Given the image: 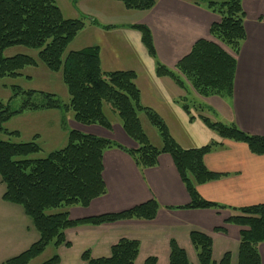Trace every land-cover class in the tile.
Masks as SVG:
<instances>
[{"label": "trees", "instance_id": "trees-1", "mask_svg": "<svg viewBox=\"0 0 264 264\" xmlns=\"http://www.w3.org/2000/svg\"><path fill=\"white\" fill-rule=\"evenodd\" d=\"M128 10L147 11L155 0H116ZM75 4L77 0H74ZM220 17V22L211 26L210 33L218 42L199 40L189 55L176 65L174 70L162 64L157 57L153 36L144 25H133L142 35V42L149 55L155 60L156 74L169 77L185 91L189 84L203 97L219 96L230 99L234 92L237 56L246 39L245 12L243 0H195ZM95 24L96 21H94ZM84 18L66 19L56 0H0V79L16 78L27 67H37L39 62L28 55L5 57L7 49L22 46L38 51V60L52 72H62L63 81L70 94V102L62 103L55 94L22 91L14 87L17 97L25 99L19 111H10L9 105L0 100V133H9L4 125L15 115L25 111L61 110L73 112L74 121L84 126L98 125L107 130L112 123L104 112V105L110 104L118 114L125 133L137 143V149H127L121 144L77 130L68 131V145L49 154L44 159L31 156L41 151L35 140L28 143H13L0 139V176L6 186L3 199L21 205L29 216L39 240L22 253L9 258L3 264H31L50 245L56 249L65 245L66 231L82 226H102L124 220H154L160 210L155 200L137 205L119 213H109L82 219H71L69 208L89 207L92 201L107 194L104 181V154L117 148L128 153L141 169L158 165L159 157L169 154L189 193L190 203L174 209L197 210L228 208L205 200L198 186L222 178V174L210 171L205 165V156L220 144L212 142L200 148L183 149L171 136L163 119L152 109L141 103V93L136 85L134 71L103 72L100 48H83L66 51L75 38L85 29ZM104 28H112L104 26ZM231 52V53H230ZM39 96V101L35 102ZM186 103L187 98L182 99ZM186 111L188 105H184ZM202 109V107H200ZM145 114L162 139V147L151 144L140 115ZM207 127L222 139L244 143L251 153L264 155V136L243 132L235 124H225L201 117ZM66 128V121H63ZM68 210L49 214L51 209ZM232 215L226 223L241 228L237 264H262L259 246L264 243V203L231 208ZM215 232H224L217 228ZM191 243L197 253L198 264H233L232 255L227 252L217 263L213 260V239L198 230L190 234ZM140 253V242L123 238L111 248V255L95 259L85 251L82 260L86 264H135ZM58 254L42 264H60ZM144 264H158L151 256ZM169 264H191L187 252L176 240L170 241Z\"/></svg>", "mask_w": 264, "mask_h": 264}, {"label": "crops", "instance_id": "crops-1", "mask_svg": "<svg viewBox=\"0 0 264 264\" xmlns=\"http://www.w3.org/2000/svg\"><path fill=\"white\" fill-rule=\"evenodd\" d=\"M84 1L85 16L90 17L84 29L88 43L85 48H100L103 72L134 71L142 105L163 119L171 136L183 149L200 148L212 142L220 144L205 156V165L223 176L199 185L198 191L205 200L228 209H174L189 204L190 196L169 154L161 155L157 166L141 169L128 153L112 148L105 152L103 160L107 194L92 201L87 208H69L71 219L119 213L153 199L161 207L157 217L150 221L124 220L69 229L66 238L71 246L56 249L60 264H86L82 260L85 251H90L95 259L109 257L112 246L123 238L140 242L135 264H144L151 256L157 257L158 264H169L170 241L173 239L187 252L191 264H198L190 239L194 230L212 237L215 262L229 252L232 263L237 264L241 228L226 221L232 215L231 208L264 203V155H254L244 143L220 138L201 117L235 124L245 133L264 136V0H243L246 39L237 56L234 92L230 99L203 97L190 84L185 91L171 78L157 76L155 60L143 44L141 33L131 28L133 25L148 27L158 60L174 70L197 41L218 42L210 29L220 22V17L207 7L197 5L195 0H155L152 9L137 11L126 9L116 0ZM81 2L77 0L75 4L72 0L76 8H80ZM60 9L66 19H79L77 12H66V16ZM184 98H187L186 103L182 101ZM70 123L71 130L116 141L127 149L138 148L120 122L113 124L111 130L105 129L106 134L102 133V127L84 126L73 118ZM157 138L155 145L150 142L161 148L162 139L160 135ZM217 228H224V232H215ZM18 247L23 249L17 251L18 254L27 249ZM259 252L264 264V243L259 246ZM9 258L0 261L3 263Z\"/></svg>", "mask_w": 264, "mask_h": 264}, {"label": "rangeland", "instance_id": "rangeland-1", "mask_svg": "<svg viewBox=\"0 0 264 264\" xmlns=\"http://www.w3.org/2000/svg\"><path fill=\"white\" fill-rule=\"evenodd\" d=\"M57 3L62 8L63 12H65V15L67 13L72 14V11H75L78 13L77 17L84 18L85 23L90 20L88 19L90 17L87 18L85 16L84 0H82L80 8H76V5L72 4V0H57ZM86 38V32L83 30L68 47L65 55L73 50L78 51L85 48L88 44ZM19 54L35 58L39 62V65L37 67H27L21 72L22 75L19 77H6L0 79V100L5 105H9L10 111H19L25 99L24 94L14 97V87L20 88L22 91L26 92L37 91L55 94L62 103L68 104L70 102V94L63 81L62 72L58 73L49 70L45 64L38 60L37 50L16 46L4 52V56L7 58ZM39 99V96H37L35 102H38ZM104 106V112L112 125H116L119 122L121 124L118 114L113 111L111 105L105 104ZM73 116V112L65 114L61 110L25 111L22 114L13 116L4 125V128L9 133L18 132L19 135L14 136L0 133V139L13 143H28L35 140V136H38L36 142L40 145L41 151L31 156V158L44 159L47 158L50 153L62 150L68 145V131L71 130L70 128L72 127L70 119L73 118ZM140 118L151 142L155 145L158 142V130L150 124L145 114H141ZM64 120L66 121L67 130L63 128ZM95 127H98V125H95ZM101 129H103L101 130L102 133L106 134L107 131L105 128L102 127ZM114 133H117V131L114 130ZM5 191L6 186L2 182L0 176V259L9 258V256H17L16 254L18 253L16 252L23 250L18 246L29 248L30 244L32 245L39 240V232L36 230L32 219L25 214L21 205L9 203L3 199ZM66 210L68 209H51L48 213L56 214ZM25 250L26 249H24V251ZM56 254V248L50 245L39 257L33 260L31 264H42ZM1 262L2 261H0V264L4 263Z\"/></svg>", "mask_w": 264, "mask_h": 264}]
</instances>
